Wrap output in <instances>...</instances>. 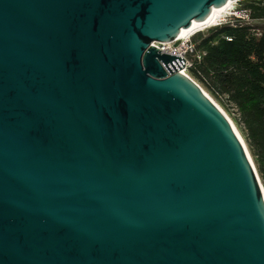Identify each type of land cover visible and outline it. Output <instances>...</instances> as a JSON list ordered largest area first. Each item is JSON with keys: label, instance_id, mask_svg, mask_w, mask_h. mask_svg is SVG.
Here are the masks:
<instances>
[{"label": "water", "instance_id": "water-1", "mask_svg": "<svg viewBox=\"0 0 264 264\" xmlns=\"http://www.w3.org/2000/svg\"><path fill=\"white\" fill-rule=\"evenodd\" d=\"M237 0H0V264H264V188L161 53Z\"/></svg>", "mask_w": 264, "mask_h": 264}, {"label": "trees", "instance_id": "trees-1", "mask_svg": "<svg viewBox=\"0 0 264 264\" xmlns=\"http://www.w3.org/2000/svg\"><path fill=\"white\" fill-rule=\"evenodd\" d=\"M238 12L193 36L194 52L204 56L186 71L232 116L264 187V0H242Z\"/></svg>", "mask_w": 264, "mask_h": 264}, {"label": "bare ground", "instance_id": "bare-ground-1", "mask_svg": "<svg viewBox=\"0 0 264 264\" xmlns=\"http://www.w3.org/2000/svg\"><path fill=\"white\" fill-rule=\"evenodd\" d=\"M238 1H240V0L229 1L223 7H219L217 9L213 8L211 10V12H212L211 15L208 17V19L206 21H204V22H193L192 26L190 28L181 29V33H180V35L177 38L178 39H186V38H188L190 36H193V35L197 34L198 32L202 31L203 29H210V28H214V27L222 25L225 16H227L233 10L234 4L236 2H238ZM183 74L185 75L184 72H183ZM200 90L223 113V115L227 118V120L229 121V123L232 126L233 130L235 131L236 135L238 136L239 140L241 141V143H242V145H243V147L245 149V152L247 153V156H248L250 162L253 165V162H252L251 156L249 154V151H248V149L246 147V144H245L242 136L240 135L238 129L234 125V123L227 117V115H225V113L209 98V96L201 88H200ZM253 167H254V165H253Z\"/></svg>", "mask_w": 264, "mask_h": 264}, {"label": "built area", "instance_id": "built-area-1", "mask_svg": "<svg viewBox=\"0 0 264 264\" xmlns=\"http://www.w3.org/2000/svg\"><path fill=\"white\" fill-rule=\"evenodd\" d=\"M193 36H190L186 39L176 38L171 43H153L152 45L155 46L156 48H158V50L161 53H165V54H169L172 56L184 58L186 61V63H185L186 68L183 72L185 73L187 68H189L192 64V62H190L188 60V56H190V55L194 56V59H196V61H200L202 56H204V53H195L194 52V47H193L192 41H191Z\"/></svg>", "mask_w": 264, "mask_h": 264}, {"label": "rangeland", "instance_id": "rangeland-1", "mask_svg": "<svg viewBox=\"0 0 264 264\" xmlns=\"http://www.w3.org/2000/svg\"><path fill=\"white\" fill-rule=\"evenodd\" d=\"M240 2H241V0L240 1H238V2H236L235 4H234V6H233V10L227 15V16H225V18H224V21H223V24L222 25H225V24H229V23H231L235 18H238V17H240V14H239V12H238V8H239V6H240ZM245 21H246V19H245ZM258 24H260V25H264V22H259ZM208 29H203L202 31H200V32H203V33H205L206 31H207ZM192 41V40H191ZM194 59V56H188V60L190 61V62H192V60ZM185 74H186V76H188L193 82H195L208 96H209V98L225 113V115H227V117L233 122V120H232V116L230 115V114H228L222 107H221V105L218 103V101L216 100V99H214L212 96H210L193 78H191L189 75H188V73H187V71H185ZM234 123V122H233ZM235 125V124H234ZM239 131V130H238ZM240 135H241V133H240ZM242 136V135H241ZM243 138V137H242ZM244 140V139H243ZM245 142V141H244ZM247 147V146H246ZM248 149V148H247ZM250 154V153H249ZM251 156V155H250ZM251 159H252V156H251ZM252 162H253V159H252ZM253 164H254V162H253ZM255 166V165H254ZM256 169V168H255ZM259 177V176H258ZM260 179V178H259ZM264 188V187H263Z\"/></svg>", "mask_w": 264, "mask_h": 264}, {"label": "clouds", "instance_id": "clouds-1", "mask_svg": "<svg viewBox=\"0 0 264 264\" xmlns=\"http://www.w3.org/2000/svg\"><path fill=\"white\" fill-rule=\"evenodd\" d=\"M240 14V13H239ZM240 17H241V14H240ZM240 17H238V18H240Z\"/></svg>", "mask_w": 264, "mask_h": 264}]
</instances>
